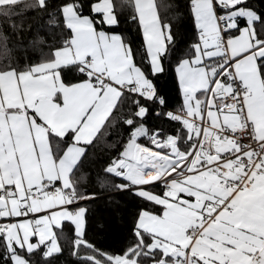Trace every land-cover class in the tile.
<instances>
[{
    "label": "snow or ice",
    "instance_id": "1",
    "mask_svg": "<svg viewBox=\"0 0 264 264\" xmlns=\"http://www.w3.org/2000/svg\"><path fill=\"white\" fill-rule=\"evenodd\" d=\"M28 10L50 39L23 43L13 18ZM190 15L177 54L155 0H0L17 36L0 31V264H47L62 240L81 264H264V13L190 0ZM174 54L181 103L161 112L150 77ZM101 145L115 155L98 181L142 201L118 252L86 236L82 202L98 194L77 173Z\"/></svg>",
    "mask_w": 264,
    "mask_h": 264
},
{
    "label": "trees",
    "instance_id": "2",
    "mask_svg": "<svg viewBox=\"0 0 264 264\" xmlns=\"http://www.w3.org/2000/svg\"><path fill=\"white\" fill-rule=\"evenodd\" d=\"M155 1L161 17L169 18L172 25L175 41L174 52L177 54L184 52L195 37L194 19L190 15V0ZM25 2H28V0H25ZM114 2L119 3V0H114ZM248 3L258 12L264 13V0H248ZM13 19L17 23L23 22V27L19 32L23 43L26 44L28 39L32 38L36 32L44 35L46 39H50L46 16H39L35 12L28 10L22 17H14ZM52 30L56 31L55 29ZM116 30L122 32L130 39L133 42V46L139 45L142 41L138 27L130 22H124L123 17L119 28ZM0 31L10 37V46L15 44L17 40L16 33L8 27L2 17H0ZM176 58L174 54L170 61H165L163 72L150 77L153 80L157 94L165 100V105L160 109L161 112L169 109L174 110L181 103V95L175 73ZM147 122L150 127L153 125L163 127L169 132L175 128L174 122H171L165 116L157 117L150 114ZM112 155H115V151L103 145L89 148L77 175L82 176V182L85 183L87 188L95 190L98 194L95 199L86 203L82 202L87 208V239L98 248L109 252H118L133 239L132 227L142 201L132 192L117 190L98 181V177L104 175L103 166ZM68 235L71 236V233H68ZM61 244L63 247L62 254H54L47 261V264H81V261L71 254L69 242L62 240ZM34 259L38 261V264H44L39 254Z\"/></svg>",
    "mask_w": 264,
    "mask_h": 264
},
{
    "label": "crops",
    "instance_id": "3",
    "mask_svg": "<svg viewBox=\"0 0 264 264\" xmlns=\"http://www.w3.org/2000/svg\"><path fill=\"white\" fill-rule=\"evenodd\" d=\"M156 2V1H155ZM82 206H84L83 204H82Z\"/></svg>",
    "mask_w": 264,
    "mask_h": 264
},
{
    "label": "built area",
    "instance_id": "4",
    "mask_svg": "<svg viewBox=\"0 0 264 264\" xmlns=\"http://www.w3.org/2000/svg\"><path fill=\"white\" fill-rule=\"evenodd\" d=\"M169 110H172V109H169Z\"/></svg>",
    "mask_w": 264,
    "mask_h": 264
}]
</instances>
